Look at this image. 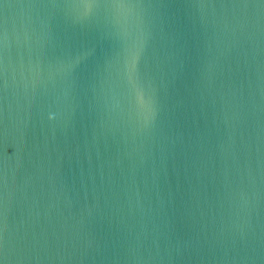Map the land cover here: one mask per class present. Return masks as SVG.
Listing matches in <instances>:
<instances>
[{
	"label": "water",
	"instance_id": "95a60500",
	"mask_svg": "<svg viewBox=\"0 0 264 264\" xmlns=\"http://www.w3.org/2000/svg\"><path fill=\"white\" fill-rule=\"evenodd\" d=\"M39 3L0 4L3 264H264L259 0H145L104 20L142 43L151 123L118 59L89 80L92 29Z\"/></svg>",
	"mask_w": 264,
	"mask_h": 264
},
{
	"label": "snow or ice",
	"instance_id": "6c2138e0",
	"mask_svg": "<svg viewBox=\"0 0 264 264\" xmlns=\"http://www.w3.org/2000/svg\"><path fill=\"white\" fill-rule=\"evenodd\" d=\"M255 0H220L224 8H251ZM4 0H0L3 4ZM200 6H206L204 0H199ZM264 6V0H259ZM40 7H50L68 10V15L59 17L68 18L78 24L88 25L98 39L99 45L105 48L104 55L96 68L88 75L90 81L95 82L100 76L105 63H111L113 58L118 59L125 83L133 89L137 104L143 112L148 113V123L155 117L154 106L148 101V93L144 87V71L142 67L143 46L139 40L129 39L112 26H105L104 20H111L112 14L126 8H143L149 6L145 0H40ZM194 6V5H193ZM7 32L4 22L0 21V90L6 84L7 67ZM85 51L60 63L61 70L72 75L76 69L85 64L88 57L94 53ZM5 180L4 170L0 164V188ZM7 251L6 240L3 239V229L0 228V255ZM3 264V260H0Z\"/></svg>",
	"mask_w": 264,
	"mask_h": 264
}]
</instances>
